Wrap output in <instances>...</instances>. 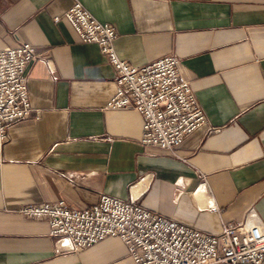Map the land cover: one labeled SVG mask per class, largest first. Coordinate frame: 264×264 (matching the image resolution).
<instances>
[{
	"label": "crops",
	"instance_id": "1",
	"mask_svg": "<svg viewBox=\"0 0 264 264\" xmlns=\"http://www.w3.org/2000/svg\"><path fill=\"white\" fill-rule=\"evenodd\" d=\"M79 1L115 27L123 61L176 55L206 123L177 149L183 160L144 146L139 113L107 108L116 73L62 16L72 0H0V49L24 41L36 49L26 76L32 115L41 111L8 130L0 264H133L119 237L70 251L46 218L17 211L25 204L83 208L109 194L204 234L220 235L250 208L264 224V0Z\"/></svg>",
	"mask_w": 264,
	"mask_h": 264
},
{
	"label": "built area",
	"instance_id": "2",
	"mask_svg": "<svg viewBox=\"0 0 264 264\" xmlns=\"http://www.w3.org/2000/svg\"><path fill=\"white\" fill-rule=\"evenodd\" d=\"M62 16L80 43L97 45L114 67L115 92L107 108L136 110L142 119L141 143L183 160L177 149L188 134L206 123V117L190 81L178 71L177 56L166 54L134 66L117 54L115 27L95 18L79 0H72ZM53 18L57 21L60 16ZM37 56L34 46L25 41L0 49V162L12 123L40 118L39 110L32 115L26 76L27 66ZM17 211L27 218H46L49 235L67 239L72 252L119 237L133 264H264V224L253 208L242 221L224 226L220 235L204 234L154 213L137 200L109 194L83 208L70 209L59 199L25 204Z\"/></svg>",
	"mask_w": 264,
	"mask_h": 264
}]
</instances>
